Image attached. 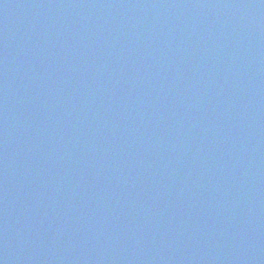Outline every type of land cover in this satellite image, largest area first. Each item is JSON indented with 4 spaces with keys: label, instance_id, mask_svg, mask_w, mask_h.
I'll list each match as a JSON object with an SVG mask.
<instances>
[{
    "label": "water",
    "instance_id": "obj_1",
    "mask_svg": "<svg viewBox=\"0 0 264 264\" xmlns=\"http://www.w3.org/2000/svg\"><path fill=\"white\" fill-rule=\"evenodd\" d=\"M0 264H264V0H0Z\"/></svg>",
    "mask_w": 264,
    "mask_h": 264
}]
</instances>
